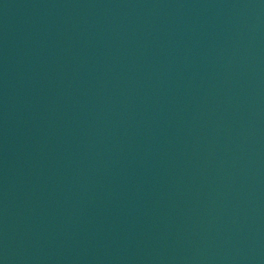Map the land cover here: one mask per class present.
Listing matches in <instances>:
<instances>
[{"label": "water", "instance_id": "95a60500", "mask_svg": "<svg viewBox=\"0 0 264 264\" xmlns=\"http://www.w3.org/2000/svg\"><path fill=\"white\" fill-rule=\"evenodd\" d=\"M0 264H264V0H0Z\"/></svg>", "mask_w": 264, "mask_h": 264}]
</instances>
